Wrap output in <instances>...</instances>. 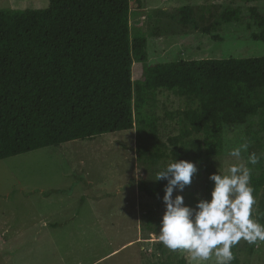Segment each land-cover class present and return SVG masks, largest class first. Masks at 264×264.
<instances>
[{
  "label": "rangeland",
  "instance_id": "rangeland-1",
  "mask_svg": "<svg viewBox=\"0 0 264 264\" xmlns=\"http://www.w3.org/2000/svg\"><path fill=\"white\" fill-rule=\"evenodd\" d=\"M50 0H0V8H46ZM190 5L195 22L184 24L178 13ZM210 6L205 20L203 6ZM132 32L148 37V63L177 60L264 56V42L252 7L264 13V0H131ZM239 7L242 19L221 23L212 34L202 31L219 20L220 12ZM217 8V9H216ZM134 80L143 78L142 66L133 70ZM143 114L156 120L159 148L170 153L169 137L188 127L178 111L194 106L191 100L166 89L146 94ZM260 117L245 124L224 125L219 153L201 161L192 183L182 193L186 205L211 197L214 182L209 179L219 168L226 171L243 163L252 174L264 171V131ZM203 134L197 135L204 139ZM194 137V136H193ZM190 140V139H188ZM248 149L240 158L229 152L241 143ZM137 128L104 133L89 140H73L0 160V264H178L187 253L171 251L159 241L166 206L163 197L152 198L139 188L141 180L155 184L157 172L172 161L153 164L138 157ZM260 157L248 164V155ZM254 206L259 207V198ZM254 212V213H255ZM241 264H264V242L239 243ZM206 264H214L213 260Z\"/></svg>",
  "mask_w": 264,
  "mask_h": 264
},
{
  "label": "trees",
  "instance_id": "trees-1",
  "mask_svg": "<svg viewBox=\"0 0 264 264\" xmlns=\"http://www.w3.org/2000/svg\"><path fill=\"white\" fill-rule=\"evenodd\" d=\"M131 8V0H50L46 8H0V160L136 127L141 161H201L219 153L226 124L259 116L264 131V56L149 64L148 37L132 32ZM214 10L204 5L202 20ZM251 10L258 28L253 38L264 42V13ZM178 13L184 24L200 28L192 6H181ZM219 18L202 31L212 34L223 22L241 21L242 10L225 8ZM136 65L143 68L140 80L133 78ZM152 89L194 104L178 111L188 127L169 137L170 153L158 147L156 120L143 114ZM167 182L151 186L141 180L139 188L160 198ZM250 184L260 199L254 215L264 224V171L252 174ZM239 243L231 264H241Z\"/></svg>",
  "mask_w": 264,
  "mask_h": 264
},
{
  "label": "clouds",
  "instance_id": "clouds-1",
  "mask_svg": "<svg viewBox=\"0 0 264 264\" xmlns=\"http://www.w3.org/2000/svg\"><path fill=\"white\" fill-rule=\"evenodd\" d=\"M248 144L232 148L229 155L240 158ZM248 164L257 165L260 157L248 155ZM198 169L194 162L176 160L159 171L155 180L167 179L163 201L166 206L159 230V241L171 251L187 253L188 264H231L233 248L243 239L255 245L264 242V224L254 215L256 199L250 184L251 168L243 163L231 164L226 171L219 168L209 176L214 182L210 199H198L186 205L183 192Z\"/></svg>",
  "mask_w": 264,
  "mask_h": 264
}]
</instances>
